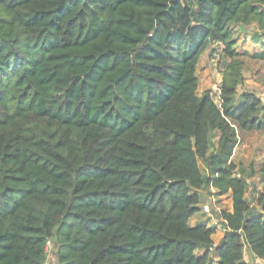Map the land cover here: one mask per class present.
Instances as JSON below:
<instances>
[{
	"label": "trees",
	"instance_id": "trees-1",
	"mask_svg": "<svg viewBox=\"0 0 264 264\" xmlns=\"http://www.w3.org/2000/svg\"><path fill=\"white\" fill-rule=\"evenodd\" d=\"M253 2L0 0V264H45L48 243L55 264L264 262V165L253 211L233 161L238 131L264 136L231 30L264 21ZM213 44L219 105L196 94ZM203 189L231 196L217 244L189 225Z\"/></svg>",
	"mask_w": 264,
	"mask_h": 264
},
{
	"label": "rangeland",
	"instance_id": "rangeland-1",
	"mask_svg": "<svg viewBox=\"0 0 264 264\" xmlns=\"http://www.w3.org/2000/svg\"><path fill=\"white\" fill-rule=\"evenodd\" d=\"M255 10L264 15V2L254 0ZM261 21V22H260ZM246 22V21H245ZM239 21L231 26L234 40V50L240 55L243 61V83L238 89V93L251 92L259 98H264V63L242 56L244 53H259L264 51V21L262 18L252 19L248 23ZM257 37L260 43L254 44ZM222 44H213L206 50L199 59L196 67L198 79L197 96L205 91H210L213 101L219 105V86L225 63L228 58L223 52ZM240 58V59H241ZM239 143L235 150L233 161L237 167V174L245 177L247 181L246 201L253 211H259L257 197L263 186L260 182L259 170L264 165V136L256 132L238 131ZM200 170L204 173V168L199 163ZM200 203L198 212L189 220V225L198 223L207 225L215 229L212 236L214 244H217L223 236L219 220V212L231 211V196H217L215 190L203 189L199 191ZM54 246L48 245L47 260L45 264H55ZM248 258V257H247ZM249 259V258H248ZM246 264H260L252 258Z\"/></svg>",
	"mask_w": 264,
	"mask_h": 264
},
{
	"label": "crops",
	"instance_id": "crops-1",
	"mask_svg": "<svg viewBox=\"0 0 264 264\" xmlns=\"http://www.w3.org/2000/svg\"><path fill=\"white\" fill-rule=\"evenodd\" d=\"M250 259V258H252L255 262H258V263H260V264H264V262L263 261H261V260H255V258H254V256L253 255H251L250 253H248V251L245 249L244 250V261H245V263H247L248 262V258Z\"/></svg>",
	"mask_w": 264,
	"mask_h": 264
},
{
	"label": "built area",
	"instance_id": "built-area-1",
	"mask_svg": "<svg viewBox=\"0 0 264 264\" xmlns=\"http://www.w3.org/2000/svg\"><path fill=\"white\" fill-rule=\"evenodd\" d=\"M49 244H50V243L47 244V249H48V245H49Z\"/></svg>",
	"mask_w": 264,
	"mask_h": 264
}]
</instances>
